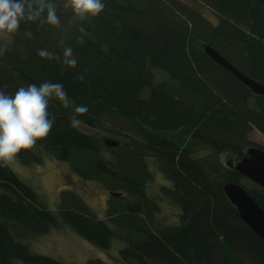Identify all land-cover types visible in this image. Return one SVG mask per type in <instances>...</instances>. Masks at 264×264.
Returning <instances> with one entry per match:
<instances>
[{"label":"trees","instance_id":"1","mask_svg":"<svg viewBox=\"0 0 264 264\" xmlns=\"http://www.w3.org/2000/svg\"><path fill=\"white\" fill-rule=\"evenodd\" d=\"M51 2L60 27L22 21L12 46L0 40L6 48L0 56V89L14 95L21 86L62 83L76 105L88 107L78 116L84 125L101 127L102 117L113 114L127 121L132 135L129 143L117 140V147L107 146L71 127L73 109L51 100L53 128L35 146L68 163L83 179L102 183L110 194L119 190L111 194L117 204L102 220L64 205L54 212L10 166L0 168V264H66L32 252L24 242L62 223L102 249L114 237L125 241L121 264H229L221 253L224 245L240 264H264V239L244 223L223 192L228 181L242 184L264 208V188L256 183L247 187L243 181L250 179L227 163L233 156L238 161L250 146H260L249 134L257 130L264 136V95L253 94L203 47L212 45L264 84V3L102 0L99 15L73 22V10H63L66 0ZM67 47L78 60L75 68L61 63ZM38 49L61 60L43 59ZM152 68L163 70L172 82H156ZM185 135L188 140L179 144ZM17 156L24 163L41 160L33 148ZM148 157L158 161L170 181L161 192L179 208L177 225L160 226L151 217L157 208L145 187L152 178ZM123 190L135 200L129 201ZM83 264L110 263L93 258Z\"/></svg>","mask_w":264,"mask_h":264},{"label":"rangeland","instance_id":"2","mask_svg":"<svg viewBox=\"0 0 264 264\" xmlns=\"http://www.w3.org/2000/svg\"><path fill=\"white\" fill-rule=\"evenodd\" d=\"M197 9L206 17H211V14L204 6H199ZM63 10L71 14L72 8H65L63 5ZM76 19L77 16L72 14L71 20L76 22ZM14 39V33H0V40L8 47L12 46ZM152 70L156 82H172L168 75L160 68H152ZM78 127L86 133L99 137L103 142L107 138H114L126 144L130 142L132 135L127 121L113 114L102 117L101 127L86 126L82 122ZM188 138L189 135H185L183 139L178 140V143L186 142ZM249 139L254 144H259L264 148V136L259 131L253 130L249 134ZM33 149L40 152V161L24 163L17 156L11 161L9 166L24 183H28L38 193L40 203L43 206L57 212L59 206L64 205L79 212L92 213L100 220L106 218L107 209L110 208L111 204L116 205L117 202L113 200L110 191L102 183L91 179H83L70 169L68 163L56 160L47 150L41 147L35 146ZM230 159H232L233 163H237L234 156ZM146 163L152 178L147 180L145 187L147 188L149 198L152 199L157 208L151 217L160 226L162 224L177 225L180 222L179 208L173 200L167 198L161 192V188L164 185L169 186L170 181L164 176L155 158L148 157ZM250 181L244 180L243 183L250 188L254 183ZM122 193L129 201L135 200V197L128 194L125 190ZM111 198L112 201L110 203ZM24 242L30 247L32 252L52 256L66 264H83V262L93 258L101 259L110 264H121L119 250L127 244L125 241L114 237L111 241V246L107 249H102L89 243L83 236L77 234L72 227L65 223H62L60 227L50 229L48 233L39 234V236L31 235ZM221 253L228 260L229 264H240L237 255L227 245L222 247Z\"/></svg>","mask_w":264,"mask_h":264},{"label":"clouds","instance_id":"3","mask_svg":"<svg viewBox=\"0 0 264 264\" xmlns=\"http://www.w3.org/2000/svg\"><path fill=\"white\" fill-rule=\"evenodd\" d=\"M64 7H71L75 15L84 20L99 15L105 4L102 0H66ZM22 21H39L40 26L61 25L56 4L51 0H0V33L17 32ZM5 51L6 48L0 47V56ZM37 54L43 59L61 60L56 53L47 49H38ZM61 63L68 68L77 66L78 60L71 47L64 49ZM77 79L83 81L84 76L78 74ZM53 99H57L63 108L73 109L69 117L70 126L78 127L81 123L78 116L87 113L88 107L76 105L68 97L62 83L46 81L39 86L29 84L27 87L21 86L14 95L0 89V168L9 167L22 149H32L38 140L50 134L55 117L48 108Z\"/></svg>","mask_w":264,"mask_h":264},{"label":"water","instance_id":"4","mask_svg":"<svg viewBox=\"0 0 264 264\" xmlns=\"http://www.w3.org/2000/svg\"><path fill=\"white\" fill-rule=\"evenodd\" d=\"M264 3V0H260ZM205 53L214 60L220 67L224 68L245 86L249 87L253 94L264 95V84L243 73L238 67L232 64L226 57L221 55L212 45L203 44ZM105 145L117 147L119 142L109 138L104 141ZM231 168L241 173L245 178L250 179L258 186L264 188V148L249 147L245 155L237 163L227 161ZM223 192L228 200L238 211V215L249 226L254 233L264 239V208L257 204L254 197L248 193L242 184L228 181L223 187ZM113 195L120 193L111 191Z\"/></svg>","mask_w":264,"mask_h":264},{"label":"flooded vegetation","instance_id":"5","mask_svg":"<svg viewBox=\"0 0 264 264\" xmlns=\"http://www.w3.org/2000/svg\"><path fill=\"white\" fill-rule=\"evenodd\" d=\"M259 145V144H258ZM251 147V146H250ZM254 147H257V146H254ZM260 147V146H259Z\"/></svg>","mask_w":264,"mask_h":264}]
</instances>
